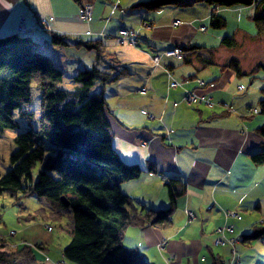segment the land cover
I'll return each instance as SVG.
<instances>
[{
  "label": "crops",
  "instance_id": "0c3cea01",
  "mask_svg": "<svg viewBox=\"0 0 264 264\" xmlns=\"http://www.w3.org/2000/svg\"><path fill=\"white\" fill-rule=\"evenodd\" d=\"M142 1L151 0H0V35L18 32L21 18L36 27L40 17H51L53 29L39 30L35 40L64 70L66 88L77 85L73 77L80 69L97 67L117 74L111 82L96 81L92 90L104 92L117 152L125 162L144 168L138 178L122 184L123 191L142 212L170 209L169 220L160 226H130L123 237L125 246L138 248L148 264H212L213 255L221 257V264H230L231 245L215 242L220 237L218 229L233 224L234 234L227 236L244 243L239 250L241 260L247 255L242 264H264L257 244L243 239L254 225L243 213L258 211L255 218L264 220V164H254L250 158L260 141L254 128L261 120L250 123L247 111L254 105L245 106L235 96L237 90L245 89L242 83L236 88L219 82L228 61L213 57L224 49L218 41L223 35L201 30L202 25L209 26L213 4L179 0L161 7ZM85 3L92 5L89 22L79 16ZM240 17L237 33L246 34L252 20L256 26L257 16L249 15V21ZM175 20L180 24H174ZM121 28L139 30L137 43H117ZM53 34L66 37L67 45L54 44ZM92 38L102 39L99 53L76 43ZM186 45L201 47L182 51V57L166 53ZM157 51L162 57L154 64ZM215 65L220 66L219 74ZM167 69L180 82L175 88L168 85ZM188 91L212 95L214 104H188L184 100ZM151 162L154 170L148 171ZM171 177L178 179L175 188L180 193L174 200L168 193ZM41 200L47 212L60 210V218L67 217L66 224L71 221L69 210ZM228 210L239 215L228 216ZM26 211L18 214V220L12 218L11 226L4 215L0 219L6 225L0 226V237L10 250L28 244L40 264H78L62 252L70 238L62 224L55 234L54 227L48 230L51 216Z\"/></svg>",
  "mask_w": 264,
  "mask_h": 264
},
{
  "label": "trees",
  "instance_id": "16d2710c",
  "mask_svg": "<svg viewBox=\"0 0 264 264\" xmlns=\"http://www.w3.org/2000/svg\"><path fill=\"white\" fill-rule=\"evenodd\" d=\"M80 1V0H76ZM179 0L142 1L148 6H161ZM258 0H207L214 6H248ZM264 1V0H263ZM256 21L259 17L255 18ZM213 29L224 28L226 20L213 13ZM54 44L67 45L60 34L51 37ZM226 47H236L233 37L224 36L219 41ZM82 45L98 53L101 38L79 40ZM199 45H186L181 50L197 49ZM241 75L239 62L229 60ZM264 64H259L261 66ZM71 89L64 86V70L51 55L38 46L29 34L19 32L0 35V130L17 125L16 116L36 119L38 128L19 131L15 147L10 153V168L0 172V196L8 193L14 197L35 194L47 199L54 207L69 210L71 221L65 225L69 242L63 248L65 257L80 264H148L138 248L124 245V235L130 226L162 225L170 218V209L151 208L142 212L127 195L122 184L138 178L144 168L138 163L125 162L114 147L107 100L104 92L92 90L96 81L111 82L117 74L97 67L80 69ZM251 70V74L253 71ZM40 90V111L36 118L31 108L33 88ZM256 114L263 118L254 128L260 136L258 149L250 155L254 164H264V97L258 99ZM253 117V116H250ZM40 167L36 176L35 167ZM154 170L151 162L148 171ZM174 177L168 179L171 200L177 193ZM62 197L69 201L62 203ZM53 220L61 212H47ZM3 212L0 204V219ZM255 224L243 235L244 241L264 235V220ZM0 264H40L30 245L25 244L7 251L0 237ZM220 256L213 255L212 264H221Z\"/></svg>",
  "mask_w": 264,
  "mask_h": 264
},
{
  "label": "rangeland",
  "instance_id": "374dc122",
  "mask_svg": "<svg viewBox=\"0 0 264 264\" xmlns=\"http://www.w3.org/2000/svg\"><path fill=\"white\" fill-rule=\"evenodd\" d=\"M263 3H264L263 0H258L252 4H249L248 6H245L242 4H237L235 6H227V7L218 6V10L221 12L220 15L223 16L225 20H227V25L221 29L220 28L213 29L210 26L209 19L207 20L209 24L208 30H210L209 31L210 34L214 33L213 31H220L221 33L219 34H222L223 36L233 37L235 41H237L236 47L228 48L224 46L223 51L218 50L217 52V53H220V56L217 54L213 57V59L218 60V61L219 59L223 60L222 62H225V60L226 62L227 61L229 62V60L231 59L237 60V62H239V68L241 69L242 74L239 75L236 72V68L232 65H229L223 69L222 78L221 80H219V82H221V84L225 86H230V84H233V86H236V88L238 84L242 83L245 86V89L243 90L241 89V91L237 90L236 93H238V95H235V96L237 97L238 100L242 101L241 103H243V105L245 106L254 105L253 107H256V108L259 105L258 99L264 97V65L258 66L259 64H264V10L261 8ZM163 6H169V5H163ZM213 7L215 8L216 6L213 5ZM243 8H246V10L243 11ZM249 15L251 17L253 16L259 17V20L256 21L257 27L255 26L254 20L248 23L249 18L247 17H249ZM240 16H243L245 20H248L247 28H245L248 34L241 33V31L237 33L238 28L240 27V24H241L239 20L241 18ZM220 39H218V41H220ZM215 68L217 69L218 74H219L220 66L215 65L214 69ZM253 69H255L253 71L254 75L251 74V70ZM169 80L170 81L168 85H170V82L173 79L170 78ZM206 96L210 97L212 95L210 96L206 95ZM40 99H41L40 90H38L36 87L33 88V102L31 103L32 104L31 108L34 110L36 114V118L39 117L40 104H41ZM245 111H247V109ZM262 118H263L262 114H253V117L248 118V120L250 123H253L257 119L262 120ZM16 119H17V125L15 127H9V129H6L5 131L0 130V172L1 173L8 171L10 168L11 162H10L9 157H10V153L14 149H16L14 139L16 135L19 133V131L26 130L30 127L38 128L39 126L37 124L36 119H31L29 121L20 116L19 117L16 116ZM257 148H258V145L254 144V150L252 151L254 152L255 150H257ZM39 168L40 167L38 166V167H35V169L33 170L34 176H36ZM41 202L42 200L35 194L17 198V197L11 196L8 193H2L0 196V204H1L2 212L4 213L3 215L5 216L3 219H6L5 221L7 222V224H10L11 226L12 218L14 219L16 218L15 220H18V214L19 216L23 214H27L29 213V211H26V210H31L32 212L34 211V209L42 207ZM25 206H27V208ZM13 212L15 213L13 214ZM255 212L259 214L258 211H255ZM257 214L254 213L253 215H249V214L246 215V213L245 214L243 213V217H245V219H248L247 222L252 221L251 225L261 224L263 222L261 221L262 218L261 217L255 218ZM262 215L263 214L260 213V216ZM68 220L69 219H67V217H62L60 219H55V220L50 219L48 223L54 227V231L56 234V233H60V230H58L59 225L62 224L63 229H65L64 227ZM0 226L4 228L6 225L3 222H0ZM11 232L9 230L7 233L13 234ZM259 239L264 241L262 237H259L258 239H248L246 242L249 241V244H251L250 242L256 243L257 244L256 251L259 252L261 250V252L264 253V243L259 242ZM0 244H3V243H0ZM235 244H236L235 250L237 254H240L239 252L242 251L241 247L244 246V243H240V244L235 243ZM232 247L233 245H231V248ZM4 249H6L7 251H11L9 245L7 244L5 245ZM232 257H233V254H232V249H231L230 261ZM246 257L247 255L242 256V260H246ZM251 257L254 258V256H251ZM254 263L259 264V261H254Z\"/></svg>",
  "mask_w": 264,
  "mask_h": 264
},
{
  "label": "built area",
  "instance_id": "2783aa9c",
  "mask_svg": "<svg viewBox=\"0 0 264 264\" xmlns=\"http://www.w3.org/2000/svg\"><path fill=\"white\" fill-rule=\"evenodd\" d=\"M213 10H215V13L216 14V8H214ZM92 5H90L89 3H85L82 5V7L80 8V12H79V16L82 20L86 21V22H89L91 19H92ZM41 18V22L39 25H37L36 27L35 26H29L26 24L25 22V19L21 18V21H20V24H19V28H18V32L19 33H22V34H29L31 36H36L37 32L39 30H44V31H51L53 28H52V25H53V18L51 17H40ZM146 26H150V24L148 23H144ZM174 24L176 25H179L180 22L179 20H175L174 21ZM207 26L205 25H202L201 26V30L203 31H206L207 30ZM90 32V31H89ZM87 32V33H89ZM116 42L119 43V44H122V42H125L127 41L129 44H135L137 43L138 41V38H139V30H136L134 28L130 29V28H121V30L118 32V34L116 35ZM166 53L168 55H172V56H179V57H182L183 56V53H182V50L181 48H175V49H168L166 51ZM154 58H153V61H154V64H159L160 62V59L162 57V52L161 51H157L155 54H154ZM167 74L168 76L172 79L173 76H172V72L170 70L167 69ZM180 84L179 81H176V80H172L170 82V87H177L178 85ZM241 87H243L241 85ZM240 87V88H241ZM184 100L189 104H193V103H199V102H202V103H205L207 104L208 106L210 105H213L214 104V101L212 99V97H208V96H205V95H197L195 92L193 91H188V93L184 96ZM257 108L256 107H253V108H249L248 111H247V115L249 116H253V114H256L257 113ZM150 116H152L150 114ZM227 212V215L228 216H232V217H236V215H239V212L236 210H228L226 211ZM52 229V226L51 225H48V230H51ZM234 225L233 224H229V225H226V227H221L218 229V233L220 234V237H218L216 239V242L217 244H220V245H223V246H226L227 244L229 245H233L232 247V254H233V257L231 258V261H230V264H242V260H241V255L240 254H237L236 250H235V243L237 242V240L235 238H230L227 236V233H229L230 235L234 234ZM13 233V232H12Z\"/></svg>",
  "mask_w": 264,
  "mask_h": 264
},
{
  "label": "water",
  "instance_id": "95a60500",
  "mask_svg": "<svg viewBox=\"0 0 264 264\" xmlns=\"http://www.w3.org/2000/svg\"><path fill=\"white\" fill-rule=\"evenodd\" d=\"M261 8L264 10V3L262 4ZM62 203L65 206L69 205V201L67 200V198L62 197Z\"/></svg>",
  "mask_w": 264,
  "mask_h": 264
}]
</instances>
